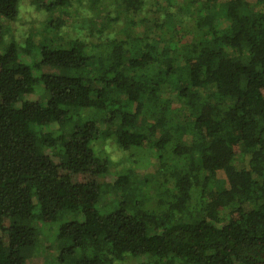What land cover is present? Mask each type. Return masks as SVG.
Returning a JSON list of instances; mask_svg holds the SVG:
<instances>
[{
    "label": "trees",
    "instance_id": "obj_1",
    "mask_svg": "<svg viewBox=\"0 0 264 264\" xmlns=\"http://www.w3.org/2000/svg\"><path fill=\"white\" fill-rule=\"evenodd\" d=\"M183 1L49 0L37 42L0 22V264H28L40 231L47 264H264V10Z\"/></svg>",
    "mask_w": 264,
    "mask_h": 264
},
{
    "label": "rangeland",
    "instance_id": "obj_2",
    "mask_svg": "<svg viewBox=\"0 0 264 264\" xmlns=\"http://www.w3.org/2000/svg\"><path fill=\"white\" fill-rule=\"evenodd\" d=\"M49 0H40V3L42 5H36L35 4V0H20V8H19V14L17 16V18L15 20H8L2 16H0V22L4 25L5 27V37L7 41H10L11 39L16 40L17 42L23 43L25 42V40L28 37H31L34 39V41H38L40 39V32L43 31L44 29V25L46 23V20L49 16L48 12L46 11V9L43 8V3H46ZM148 1V0H146ZM204 1V0H203ZM220 1H225V0H220ZM249 2H251L252 4H254L256 6L257 9L260 10H264V0H247ZM184 4L183 0H175V7L177 6H182ZM174 7V8H175ZM173 8V9H174ZM60 15V12H56L54 14V16H58ZM101 15H103V13H101ZM62 17L66 18L65 14H61ZM178 38L179 39H183V40H189L190 36L189 35H184L183 32L181 31V29H179V33H178ZM1 50V48H0ZM44 72H58V69L54 68V67H48L45 66L43 67ZM48 93L43 92V96L39 95V93L37 94H31V95H27L25 96L27 99L29 100H38L41 98H48ZM170 99L174 102V104H172L171 109L169 110V112L171 113L170 115L172 116L173 119H175L177 122H188L190 121V118L186 115L182 114V112L180 111V109L178 108V102L176 100V96L175 94H170ZM143 119L144 117H142L139 121V123L143 124ZM148 121H154L153 117H147ZM57 127V126H54ZM115 149L111 150V155H112V159L116 162H118L117 164L120 165L118 169H122V166L124 164L122 163H127L125 161V158L122 157V152H120L116 146H114ZM132 152V161H134L135 159L139 160L141 163H143L144 165H142L141 167H138L136 169V171L139 173L140 178H144L146 175L148 174H152L155 172L154 166L152 165L151 161H154V159L156 158V150L153 148H148L147 144H145L143 149H131L130 150ZM57 161V159H56ZM131 161V163H133ZM239 167H242L245 164V162H237ZM117 165V166H118ZM111 168L114 169L113 166H111ZM86 178H89L88 176H84V175H73V179L75 181H81L84 180ZM217 178L223 182H225L226 180V175L224 173V171H218L217 173ZM98 180L100 182H107L108 180L105 177H98ZM151 183H156L154 180H150ZM227 186V184H226ZM110 191V190H108ZM113 194V192H112ZM111 197V193L104 191V193L101 196L100 199V204L101 206H103L106 211H108L109 209L112 208V206L109 204V200ZM154 201V200H152ZM151 203V202H150ZM40 225V223L38 224V226ZM58 255V250L56 247L55 242H51L50 240L47 239V237L44 235V233L42 231L39 232V246L37 247L36 251L34 252V254L27 260L28 264H47L48 261H54V259L56 258V256ZM120 264V263H118ZM123 264H138V262H135L133 260L131 261H126Z\"/></svg>",
    "mask_w": 264,
    "mask_h": 264
}]
</instances>
